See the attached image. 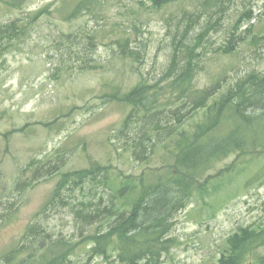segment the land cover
I'll return each instance as SVG.
<instances>
[{"label":"rangeland","instance_id":"1","mask_svg":"<svg viewBox=\"0 0 264 264\" xmlns=\"http://www.w3.org/2000/svg\"><path fill=\"white\" fill-rule=\"evenodd\" d=\"M75 2L0 0V26L27 25L19 38L0 43V264L33 241L26 236L32 225L49 233L45 242L38 237V246L61 236L80 240L70 207H47L63 173L95 164L141 172L117 138L130 107L109 94L129 92L143 82H156L158 94L167 93L170 82L162 79L175 36L186 30L197 36L215 23L206 35L210 51L195 77L200 89L220 81L224 90L249 72L264 73V0H173L159 6L152 0H95V14L71 17ZM84 29L94 37H82L74 48L84 51L93 42L86 67L71 55L70 43H61L63 34ZM126 37L128 49L141 51L138 58L119 53ZM234 160L232 155L227 162ZM263 168L264 156L245 173L238 171V186L228 195L240 192L230 200L223 202L221 195L213 208L196 200L180 211L172 232L178 246L165 264H219L230 235L264 226ZM256 175L259 180L242 189ZM42 251H36V259L44 258ZM258 252L264 254V248ZM70 264L105 263L90 257L82 244Z\"/></svg>","mask_w":264,"mask_h":264},{"label":"trees","instance_id":"2","mask_svg":"<svg viewBox=\"0 0 264 264\" xmlns=\"http://www.w3.org/2000/svg\"><path fill=\"white\" fill-rule=\"evenodd\" d=\"M152 1L159 6L173 0ZM94 2L76 0L71 17L95 14ZM214 24L208 23L197 36L189 37V30L175 36L162 76L170 82L167 93L158 94L156 82H143L129 92L117 89L109 94L110 100L130 107L117 138L123 152L141 164V172H117L110 164H95L63 173L47 207H70L80 240L61 236L38 246V237L45 242L49 233L32 225L26 236L33 241L6 255V264H70L82 244L90 257H101L105 264H165V257L178 246L172 232L180 211L196 200L213 208L221 195L225 202L240 192L228 195L238 186L235 174L245 173L264 156V73L249 72L224 90L220 81L198 88L195 77L204 67L202 56L210 51L206 35ZM22 29L25 32L27 25L21 27L17 21L0 26V43L5 37L19 38ZM82 37L94 35L85 29L63 34L61 43H70L69 52L86 67L93 42L76 51L75 43ZM129 43L126 37L119 53L138 58L141 51L128 49ZM232 155L233 163L227 162ZM257 180L256 175L244 181L242 189ZM42 248L44 258L36 259ZM260 248L264 226L242 227L229 236L219 264H264ZM22 253L29 256L18 259Z\"/></svg>","mask_w":264,"mask_h":264}]
</instances>
